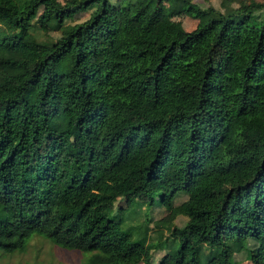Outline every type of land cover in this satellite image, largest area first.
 Masks as SVG:
<instances>
[{"label": "trees", "instance_id": "16d2710c", "mask_svg": "<svg viewBox=\"0 0 264 264\" xmlns=\"http://www.w3.org/2000/svg\"><path fill=\"white\" fill-rule=\"evenodd\" d=\"M195 1L0 0V255L264 264V3Z\"/></svg>", "mask_w": 264, "mask_h": 264}, {"label": "rangeland", "instance_id": "374dc122", "mask_svg": "<svg viewBox=\"0 0 264 264\" xmlns=\"http://www.w3.org/2000/svg\"><path fill=\"white\" fill-rule=\"evenodd\" d=\"M61 3H66L69 0H59ZM113 3H117L119 0H111ZM214 4H218L220 0H208ZM256 2H263L264 0H254ZM161 0H153L151 3L152 14L160 7ZM195 3L199 4L203 8L209 6L205 0H196ZM42 13V9L39 11V15ZM83 16V18H85ZM173 21L177 25V33L182 35L194 31L197 27L198 21L191 19L185 14L177 15L173 18ZM224 53L223 49H219L216 52L218 56ZM142 178L139 172L135 169L129 170L125 173L123 179L119 183V189L122 193L121 198L117 201V207L121 208L123 212H127L129 215L136 213L139 209L138 206H144L146 202V194L142 191ZM120 209V210H121ZM157 210V209H156ZM155 211H150L154 213ZM166 215L162 210H158L156 219L163 218ZM121 217V216H120ZM180 226L183 224L181 220L177 222ZM235 258L240 264H252L245 251L241 247H235ZM164 257V253L155 258L156 262L161 261ZM85 260V256L78 251H69L55 245L44 236H35L30 239L25 247L13 254L0 255V264H82ZM164 264H171V261H166Z\"/></svg>", "mask_w": 264, "mask_h": 264}]
</instances>
